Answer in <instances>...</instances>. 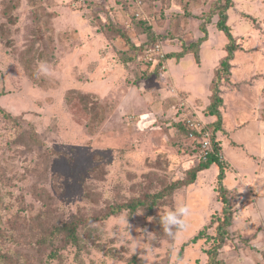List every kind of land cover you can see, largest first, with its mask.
I'll return each mask as SVG.
<instances>
[{
  "label": "rangeland",
  "instance_id": "1",
  "mask_svg": "<svg viewBox=\"0 0 264 264\" xmlns=\"http://www.w3.org/2000/svg\"><path fill=\"white\" fill-rule=\"evenodd\" d=\"M224 6L0 0V264H206L220 238L223 264H264V137L256 133L264 121V0H231L226 25L235 50L216 80L229 43L216 28ZM202 26L206 41L196 47ZM190 45L193 52L174 56ZM41 61L52 75L39 74ZM215 83L221 98L248 111L227 107L224 122V113L209 115ZM189 119L208 130L225 181L212 164L185 184L203 162ZM222 149L233 169L247 172L241 188L226 190L239 182ZM221 186L232 214L227 229ZM132 202L144 206L100 219ZM180 205L191 213L172 239L161 217ZM74 219L78 246L64 231ZM144 229L154 236L133 251L131 236Z\"/></svg>",
  "mask_w": 264,
  "mask_h": 264
},
{
  "label": "trees",
  "instance_id": "2",
  "mask_svg": "<svg viewBox=\"0 0 264 264\" xmlns=\"http://www.w3.org/2000/svg\"><path fill=\"white\" fill-rule=\"evenodd\" d=\"M225 2V6L223 8V10H220L218 13V21L216 23V28L218 31L222 32L226 38L228 39L229 43L226 46V52H227V56L224 58V60L221 62V67L217 70V76H216V80L219 79L218 73L222 70L224 72H228L229 71V61L232 60L233 58V52L235 50V44H234V40L232 35L230 34V29L229 27L226 25L227 22V16H226V10L227 8L230 6L231 4V0H224ZM209 22V21H207ZM201 31L204 34L203 38H201L197 43H196V47H198L202 42L206 41V28L204 26L201 27ZM194 49V45H190L189 47H187L186 49H184L182 52L175 54L174 56L177 59H181L185 56V54H187L188 51L193 52ZM214 86V90H213V94H212V98L213 101H211V104L209 105V115L211 116H216V117H220L219 116V112L218 109L220 107V104L222 103V99L219 96V88ZM186 132H188V126L186 128ZM217 152L218 149H217ZM212 164H216L219 168V173L217 174V180L219 183H221L224 180V166L222 164V162H220L214 155H210L208 157V159L204 162H200V164L192 171L191 173V179L186 182V185H190L194 182L195 176L198 172L204 171L206 169H208ZM178 188V187H177ZM226 190L221 186L220 187V191L219 194L221 195V201L223 204V210H222V214L224 215V221H223V227L225 229H227L228 227L231 226V210H230V205L228 200H226V196H225ZM161 197V195L159 196H154V198H152V203L148 206V209L151 210L154 206H156V203L158 201V199ZM144 203L143 202H132L126 205H122V206H115L114 208H111L110 211L104 215L103 217H101L100 219L105 220L108 217H110L111 215L120 213L123 210H127L130 213H135L139 208L143 207ZM98 220V218H95ZM79 220L78 219H74V221L72 223H70L68 226H66L64 228V231L67 233V235H65V237L67 238L68 241H70L73 245L78 246V234H77V229L79 227ZM59 233L61 232V229L58 231ZM199 238V235L197 237H194L192 242H196ZM221 241L222 238H220V242L214 246L211 250H209L207 252V256H208V260L206 262V264H223L222 261L218 258V249L221 246Z\"/></svg>",
  "mask_w": 264,
  "mask_h": 264
},
{
  "label": "clouds",
  "instance_id": "3",
  "mask_svg": "<svg viewBox=\"0 0 264 264\" xmlns=\"http://www.w3.org/2000/svg\"><path fill=\"white\" fill-rule=\"evenodd\" d=\"M37 70L39 74L44 76H50L54 71L51 66L44 61L38 63ZM190 213L191 209L188 205H180L173 209L166 210L164 215L161 217V225L163 227L164 233L168 237L175 239L177 232L183 231L187 228V218L190 216ZM121 222L127 225V229L130 228L127 219L122 218ZM129 236L131 235L129 234ZM153 236L154 234L148 232L146 229L141 230L140 236L135 239L131 236V244L133 251H135L137 248H139L142 244L145 243L142 241H144L145 239L149 241L153 238Z\"/></svg>",
  "mask_w": 264,
  "mask_h": 264
},
{
  "label": "crops",
  "instance_id": "4",
  "mask_svg": "<svg viewBox=\"0 0 264 264\" xmlns=\"http://www.w3.org/2000/svg\"><path fill=\"white\" fill-rule=\"evenodd\" d=\"M230 95H234V94L229 92L228 98H229ZM230 98H231V96H230ZM221 99H223V105L221 106L223 109L221 107H219L218 112H219L220 118L222 117L221 115L224 113V117H222L223 118V122L225 120V117L228 116V112L227 111L230 110V109H233L234 108V110H237L238 112H243L244 111V113L248 111V109L245 108V107L242 108L241 111H239L238 106H236V104H234L233 101L227 100V99L223 98V96H222ZM226 101H229V105L226 103ZM227 107H229L228 110H227ZM214 117H216V116H214ZM242 126H246V124L244 123V124H241V125H238V126H234V127H240L241 128ZM224 127H225V131L229 132L228 131L229 129H227L225 125H224ZM259 131L261 133H263V134H260ZM256 133L258 134V137L259 138L260 137H264V121H262L260 124H258V131H256ZM233 144L242 145L241 143H233ZM222 155L224 157L226 167H229V168H231V170H233L232 173L234 174L235 179L236 180L238 179V182H239V185L238 186H236L237 184H235V187H232V188L228 187L226 190H228V189L234 190V188H241V185L240 184H244L243 179L245 177V174H247V172L245 170H241L239 168L238 169H233L232 167H233V164L234 163L233 162H230L229 159H231V158H229V159L226 158V156H225V154L223 152V149H222ZM263 159H264V146H263V143H262V147H260V160H263ZM234 167L236 168L237 166L234 165ZM226 171H227V169L224 170V180L223 181L226 180V176H227ZM261 172H262V175H263V178H264V169L263 168L261 169ZM248 174H249L248 176L250 178V181H249L250 183H251V181H254L255 178H257L256 177L257 170H253L251 173L249 172ZM263 178H262V183L264 181Z\"/></svg>",
  "mask_w": 264,
  "mask_h": 264
},
{
  "label": "built area",
  "instance_id": "5",
  "mask_svg": "<svg viewBox=\"0 0 264 264\" xmlns=\"http://www.w3.org/2000/svg\"><path fill=\"white\" fill-rule=\"evenodd\" d=\"M186 125L188 126V138L197 142L201 160L204 162L210 155H214L220 162H222V156L217 152L216 144L212 142L208 130H206V128L199 122L192 119L187 120Z\"/></svg>",
  "mask_w": 264,
  "mask_h": 264
}]
</instances>
